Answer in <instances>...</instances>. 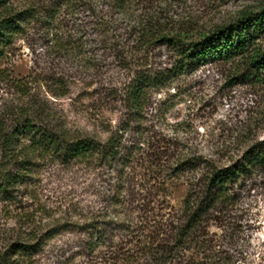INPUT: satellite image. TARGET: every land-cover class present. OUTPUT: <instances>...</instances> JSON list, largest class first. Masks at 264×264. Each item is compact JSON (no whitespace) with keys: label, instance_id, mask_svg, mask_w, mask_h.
<instances>
[{"label":"trees","instance_id":"obj_1","mask_svg":"<svg viewBox=\"0 0 264 264\" xmlns=\"http://www.w3.org/2000/svg\"><path fill=\"white\" fill-rule=\"evenodd\" d=\"M169 13L160 0H0V84L27 98L9 109L10 116L0 114V195L12 198L46 161L108 170L106 228L89 227V247L102 255L101 264H232L210 228L224 226L237 191L264 174V139L248 138L234 157L216 160L153 131L138 129L124 139L128 123L143 118L151 94L195 67L222 62L230 66L232 82L264 81V9L242 11L230 23L207 29L175 22ZM65 20L71 22L68 31ZM36 23L56 30L51 48L77 72L96 78L111 57L131 73L118 87L102 88L108 101L122 105L126 121L115 129L101 125L107 138L70 127L3 67L15 39ZM156 47L169 55L164 67L149 66ZM137 54L142 63L132 68ZM55 83L58 95L67 92L64 76ZM178 178L187 185L179 215L166 202V183ZM53 230L0 247V264H29Z\"/></svg>","mask_w":264,"mask_h":264},{"label":"rangeland","instance_id":"obj_2","mask_svg":"<svg viewBox=\"0 0 264 264\" xmlns=\"http://www.w3.org/2000/svg\"><path fill=\"white\" fill-rule=\"evenodd\" d=\"M160 1L175 22L204 29L228 24L242 11L256 13L264 9V0ZM64 25H68L64 30L68 31L71 22L65 20ZM56 33L43 23L31 25L15 39L3 67L10 71L12 80L26 85L70 127L105 139L108 135L101 125L115 129L126 121L122 105L108 101L102 88L118 87L131 73L118 67L111 57L105 58L103 74L96 78L77 72L75 64L54 54L50 37ZM259 41L264 46V35ZM141 57L137 54L130 61L132 68L142 63ZM168 62L165 48L151 51L149 66L164 67ZM62 76L68 90L58 95L55 80ZM15 93L11 86L0 84L2 118L10 116L11 107L26 101ZM128 124L123 134L126 141L135 137L138 129L147 130L176 139L215 160L220 155L224 159L234 157L237 146L248 138L264 139V81L232 82L230 66L222 62L198 66L151 94L139 124ZM111 183L108 170L44 162L26 184L10 194L12 198L0 195V247L11 240L43 237L54 229L29 264H101L102 255L89 247V227L106 228ZM166 190L170 213L179 215L187 191L185 178L168 181ZM237 194V203L224 226L211 227L210 231L232 264H264V174L253 176Z\"/></svg>","mask_w":264,"mask_h":264}]
</instances>
